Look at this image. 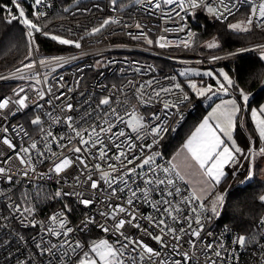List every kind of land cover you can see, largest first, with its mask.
<instances>
[{
  "label": "built area",
  "instance_id": "2783aa9c",
  "mask_svg": "<svg viewBox=\"0 0 264 264\" xmlns=\"http://www.w3.org/2000/svg\"><path fill=\"white\" fill-rule=\"evenodd\" d=\"M212 2L214 5L216 4V0H212ZM253 2L258 4L260 0H253ZM65 8L69 10L65 12ZM238 8V11L233 10L234 15L245 9H247V14L249 12L248 4L243 0H240ZM38 10L46 13L40 23L47 25L46 31L50 33V36L58 35L62 38L78 40L81 46L76 48L74 45L59 43L67 50L33 51L31 57H27L10 68L0 70V98L11 97L15 100L18 98L15 93L19 92L21 88L24 89V92L20 95L26 94L29 97L25 108L10 104L8 109L0 110V117H3L0 118V140L5 136L9 138L16 145L15 151H19L21 145L28 146L33 140H36L40 149L43 150L44 140L42 137L46 136L48 131L57 137L70 135L65 120L69 115L74 118L75 122L82 123L81 118L86 117L87 113H91L89 122H92L98 116H103L105 113L110 114L112 109H116L127 121L130 116L125 115V112L131 113L133 106L136 107L137 114L145 118L146 126L160 122L151 121L152 113L159 115L161 121H166L169 130L164 134L160 142L161 145L169 134L176 133L183 126L197 107L193 93L180 76L176 66L210 65L243 53L260 52L261 49L258 46L264 45V40H262L209 54L185 53V49L194 45L199 28L204 25L200 13L201 10H206L203 7L191 9L185 5L182 10L178 4H162L161 8L157 9L155 4L149 3L148 0H139V2L137 0H116V5H113L111 0H104V2L96 0L89 5L65 6L62 5L61 0H44V3L38 6ZM107 17L116 18L121 23L109 25L96 35L87 34L92 27L98 26ZM230 17L232 16H229L228 19ZM137 22L144 26L143 31L148 33L149 39L155 41L159 36H165L172 43L167 47L160 48L155 43L148 45L143 39H133L128 33L138 34L139 30L135 28ZM18 23L24 27L26 32L28 31L25 25L19 21ZM124 24H131L132 27L125 28ZM182 25H186V27L183 32H180L178 29ZM251 27L264 29L257 27L255 23ZM164 28L173 29V31L165 32ZM189 30L196 35L193 37L190 47L185 48L182 41L188 38ZM229 53H237V55L230 56ZM213 56H218L220 59L212 60ZM41 59L46 63L39 64ZM32 61H36L35 67H24L25 64ZM164 62L173 64L174 68H167L163 64ZM170 77H175V80L168 79ZM37 79L41 81L39 84L36 83ZM150 80L153 81L152 88L156 90H159L160 87H169L180 83L189 93L190 100L180 104L178 111L171 109L170 114L166 116L165 110H163V100L176 101L179 92L176 89H173L175 95L161 92L159 98H154L148 104H142L137 99L136 90L141 83ZM49 88L51 93L47 91ZM152 88L144 90L146 100L147 94L152 93ZM36 89L45 92L44 99L39 98ZM57 96H60L59 100L56 99ZM106 97L110 99V104L100 105L99 101ZM49 100L51 103L47 102ZM68 103L73 105L71 112L62 110ZM37 115L41 117L42 121L39 126L30 123ZM57 118L59 123L55 122ZM108 118L117 123L115 117L109 115ZM21 127L23 131H21ZM5 128L8 129L7 132L4 131ZM41 128L44 129V132L40 131ZM118 128H125L126 133L132 137L136 135L124 124H118V127L113 131H117ZM24 131L28 133V136H24ZM151 139V136L147 135L143 142L150 143ZM136 143L140 144L142 141H136ZM159 147L153 150L159 151ZM257 147L259 149L264 145L258 143ZM15 151L0 142V167L8 170L5 174L0 175V217H8L7 220H0V264H18V261L25 260H28L29 264H49L50 259L54 260V264H60L56 258H51L47 254L40 255L32 239L35 236L36 241L39 242L43 236L45 242L47 240L57 242V238L44 235L39 227L20 225L18 216L16 219H12L14 212L9 205L18 204L22 207H31L34 209L33 214L37 221H47L48 216L60 211L65 203H69L73 208L68 217L71 222L70 226H77L85 215L96 216L97 219L102 220L98 213L107 210L106 203L103 202L107 197V185L101 182V189L98 192H93L86 186L77 183V176L81 181L85 177L75 169L70 168L59 176L49 173L55 158L51 157L49 153L47 158H42L43 162H41L37 159L35 151L32 153V159L36 172L29 171V175L24 176L23 171L30 166L20 165L16 159ZM52 151L59 153L60 149L53 144ZM147 151L148 149H145V152ZM66 154L70 155V153ZM8 157H12V159L8 163H4ZM169 161L171 158L165 156L162 160H158L161 164H167ZM94 162L89 160V164ZM103 166L106 167V165ZM42 173L49 175L42 177ZM9 175L12 177L11 182L7 179ZM94 178L98 179V177ZM176 186L180 187L181 192L185 195H189L192 191L184 178L177 177ZM61 190L83 192L85 197L91 196L95 203L85 208L79 204V199L75 195L56 197L55 193ZM180 199L181 197H176V200ZM112 202L121 203L122 200L114 199ZM138 207L144 215H156L147 204L140 203ZM183 207L186 211L188 210L187 206ZM142 223H146V221H142ZM169 223L172 222L169 221ZM202 223L204 228L199 239L190 236L184 238L185 240L193 239L195 248H189L186 243L181 242L183 247L180 251H189V254L194 256V260L190 261V264H210V259L215 260L217 264H262L261 257H264V252L252 239L245 235L249 239L244 247L232 243L239 235H243L238 229L227 224L220 225L208 211L203 213ZM174 226L178 229L181 226L187 229L186 223ZM195 227L196 225L193 223V228ZM132 231L135 232V230ZM18 234L24 237L23 241L18 239ZM136 235L139 236L140 233L137 232ZM77 238L86 244H91L92 241L98 239H108L110 242L115 240L111 234H105L99 228L91 225L89 230L75 232L70 237L71 240ZM262 238H264V227L258 223L255 241L264 245ZM145 241L153 248H159L154 241L147 238ZM208 243L214 245L211 252L206 249ZM220 244H223V249L219 247ZM233 250H235V258H231ZM162 251L165 252L163 258L169 262L180 258L170 250ZM215 251H221L222 256L228 258L223 260L217 258L214 255ZM61 253L62 250L58 252V255ZM67 264H71V259H67Z\"/></svg>",
  "mask_w": 264,
  "mask_h": 264
},
{
  "label": "snow or ice",
  "instance_id": "6c2138e0",
  "mask_svg": "<svg viewBox=\"0 0 264 264\" xmlns=\"http://www.w3.org/2000/svg\"><path fill=\"white\" fill-rule=\"evenodd\" d=\"M25 0H10L9 4L0 3V11L6 13L4 19L7 23L12 21H19L28 29V57H31L33 51H38V44L36 42V33L48 37L50 33L46 31L47 25L41 24V18L46 13L40 12L38 6L44 3V0H34V3L29 5L32 9L31 13L26 11L24 6ZM139 2V0H137ZM149 3H154L157 9L161 5L178 4L183 10L185 5L188 8L196 9L203 7L208 13L212 14L217 20H227L229 16L234 15V9L239 10L238 6L240 0H216L214 5L212 0H148ZM249 6V12L245 20H239L235 23L227 24V27L233 31H249L251 26L255 23L257 27L264 28V0L254 3L253 0H243ZM113 5H116V0H111ZM69 9L65 8L67 12ZM183 19V18H182ZM121 21L107 17L91 28L88 35H96L101 33L109 25L120 24ZM123 27L131 28V24H124ZM143 25L137 22L135 28L139 30L138 34L133 35L131 32L128 35L133 39H143L148 45L155 43L158 47L164 48L169 46L170 41L165 36H159L155 41L148 38V33L143 31ZM186 25H182L178 31L183 32ZM163 31L170 32L173 29L164 28ZM196 34L188 31L187 39L182 41L185 48L190 47L193 37ZM50 38L58 41L64 45H74L79 48L80 42L65 39L58 35H51ZM205 47L213 49L218 47L215 39L206 42ZM261 49V58H264V45L258 46ZM230 56L237 55V53H229ZM220 57L213 56L212 60H218ZM46 61L41 59L39 64L43 65ZM36 66V61L25 64L26 68H33ZM19 71V69H18ZM180 75H186V72H181ZM199 75V73H196ZM204 76L212 77L216 81L217 88L214 91L213 85L201 84L197 85L195 82L189 81L187 87L191 92L197 96H204L208 93L216 95L217 93L227 94L229 88L235 87V82L223 70L219 71V76L223 78L221 81L212 71H206ZM168 79L175 80V77ZM41 81L37 79L36 83ZM153 81H146L141 83L136 90L137 99L142 104H148L154 98H159L161 92L173 94V89L178 90L179 95L176 101L163 100V110L166 116L170 114L171 109H179L180 104L184 101H189L190 96L180 83H175L169 87H160L159 90L152 88ZM146 88H152V93L147 94V100L144 98ZM36 94L40 99H44L45 92L36 89ZM51 93V89L47 90ZM240 98L244 101V106L247 105L249 96L240 89ZM24 89L21 88L15 95L18 97L13 100L11 97L0 98V110L8 109L10 104L18 105L20 108H25L29 97L20 95ZM57 100L60 96L56 97ZM51 103V100L47 101ZM159 102V101H158ZM100 105H109L110 99L104 98L99 101ZM68 112L73 111V105L68 103L64 109ZM242 111V106L237 103L235 99L222 101L212 113L206 116L195 131L187 138L182 145V151L186 152L191 161L203 172L208 178L212 188L218 186L221 181L227 176L226 167L234 169L232 175L235 176L243 167L242 160L251 161L255 155V142L249 137V147L247 150L240 147L233 138V131L237 125V116ZM14 114V113H12ZM50 115V114H49ZM109 115L115 117L117 123L108 118ZM130 119L125 121L124 116H121L116 109H112L111 113H105L103 116H98L95 121L91 120V113H87L86 117H82V123L74 121L72 116L65 118L67 128L70 130V135L54 136L51 131L42 137L44 140L43 150L38 146V142L33 140L28 146L21 145L19 151L16 150V145L7 138L3 137L0 142L7 148L15 151L16 159L20 165L30 166L23 171L24 176L29 175V171L35 173L36 169L33 166L32 153L35 151L38 160L43 162L42 158H47L50 153L54 157L49 173H55L59 176L72 168L77 170L85 179L79 180L76 177L77 183L81 186H86L93 192H98L103 182L107 185V197L103 201L106 203L107 210L100 211L98 216L102 218L99 220L96 216L85 215L77 226H70L69 214L73 208L69 203H65L60 211H57L47 217V221H37L35 218L34 209L31 207H22L18 204H11L9 207L13 210L14 215L12 219L19 217V224L25 227H39L41 233L46 236L57 238V242L52 240H45L43 236L39 242L34 236L33 243L40 255L47 254L51 258L59 260L60 264H67V259H71V264H190L194 260V256L189 254V251H180L183 243H186L189 248H195V241L193 239L185 240L186 236L195 237L199 239L204 225L202 223L203 213L211 211L213 214L217 213V205L222 204L224 195L218 192H213L201 189L198 194L196 190H192L189 195L181 192L180 187L176 186V178L183 179L179 166L172 161L167 164H161L158 160L163 159V153L154 151L158 148L164 134L169 130L166 121H161V117L156 113L151 114V121H160L159 123H152L146 126L144 117L137 114L136 107L133 106L132 112H125ZM3 118V117H0ZM251 119L255 121L256 131L260 141H264V107L259 110H251ZM55 122L59 123L57 118ZM30 123L32 125H41V117L35 116ZM118 124H124L127 128L135 133L132 137L126 133L125 128H118ZM105 125H107L105 127ZM8 131L7 128L4 129ZM21 131H23L21 127ZM44 132V129H40ZM151 136L150 143H144L147 135ZM24 136L28 133L24 131ZM66 141V142H64ZM136 141H142L137 144ZM60 149L59 153L52 151V145ZM115 149V152H113ZM145 149H148L145 152ZM259 152L264 154V147L259 148ZM70 153V155L66 154ZM179 155V153H177ZM27 157V158H26ZM12 157H8L4 163H8ZM89 160L95 161L89 164ZM103 165H106L104 167ZM77 166H79L77 168ZM8 170L0 167V175L5 174ZM48 173H42L41 176H48ZM252 169L248 170L246 179H251ZM94 177H98L94 178ZM11 182L12 177H7ZM123 185V187H121ZM123 194V195H121ZM79 199V204L85 208L90 207L95 203L91 197H85L80 191H57L56 197L73 196ZM126 196V199L124 197ZM181 197L176 200V197ZM99 199V197H96ZM122 200L121 203H114L113 200ZM210 200V208L205 204V200ZM261 201H264V196H260ZM147 204L156 215H144L138 204ZM198 205V206H195ZM187 206L188 210H185ZM31 217V219H29ZM8 217H0V220H7ZM146 221V223H142ZM171 221L172 223H169ZM27 222V223H26ZM187 224V229L181 226L179 229L175 224ZM193 223L196 227L193 228ZM261 227H264V217L259 221ZM99 228L105 234H111L115 237L114 241L108 239H98L91 242V244L82 243L79 238L71 240L70 237L75 232H84L89 230V226ZM132 230H135L132 231ZM140 233L139 236L136 233ZM211 235V233H209ZM63 237V239H61ZM145 238L150 239L159 246L153 248L146 243ZM18 239L24 240L22 235L18 234ZM245 235H239L233 244L244 247L248 243ZM252 241L261 248L264 252V245L255 241V236L251 237ZM264 239V238H262ZM183 241V243H181ZM219 247L223 249V244ZM214 245L208 243L206 245L207 251H213ZM62 253L58 255V252ZM162 250H170L174 255L179 256V259H173L171 262L164 259L165 252ZM214 255L220 259H227L223 257L221 251H215ZM74 257V259H72ZM67 258V259H66ZM231 258H235V250ZM262 264H264V257H261ZM18 264H29L28 260L18 261ZM49 264H54V260L50 259ZM210 264H217L215 260L210 259Z\"/></svg>",
  "mask_w": 264,
  "mask_h": 264
},
{
  "label": "trees",
  "instance_id": "16d2710c",
  "mask_svg": "<svg viewBox=\"0 0 264 264\" xmlns=\"http://www.w3.org/2000/svg\"><path fill=\"white\" fill-rule=\"evenodd\" d=\"M94 1L96 0H82L80 2H77V0H61V3L65 6L89 5ZM97 1L104 2V0ZM9 2L10 0H0V3L4 4H9ZM32 3H34V0H25L24 2L25 9L29 13L32 10L29 5ZM200 13L204 25L199 28L194 45L184 50L187 54H209L264 40V29L251 27L249 31H233L227 27V24L233 20L239 18L245 20L247 9L238 12L225 21L215 19L206 10H201ZM5 15L6 13L0 11V70L10 68L28 57L26 30L18 21L7 23L4 19ZM35 36L40 52L67 50L59 42L52 40L50 36L45 37L39 33ZM213 39L217 42L218 47L209 49L204 46L206 42ZM163 64L167 68H174L173 64L169 62ZM213 64L224 66L235 82V87L231 90L242 106V111L237 116V125L234 132L237 143L247 150L249 137H251L255 142V146H257L259 138L257 137L255 124L251 119L249 108L244 107L239 90L243 89L248 94L249 106L252 103L259 104L264 100V59L261 58L259 51H253L216 61L210 65ZM228 96H232L231 93ZM193 99L197 102L196 109L176 133L169 134L161 143L159 151L163 153V156L171 158L174 155L213 103V101L206 103L195 93H193ZM247 163L248 160H242L243 167L235 176L232 175L234 169L226 167L227 176L213 190V192H224L223 204L216 214L211 211L208 212L220 225H230L251 239L253 235L255 238L257 237V224L264 217V201L259 199L264 194V179L256 175L249 182L242 184L243 174L247 171Z\"/></svg>",
  "mask_w": 264,
  "mask_h": 264
},
{
  "label": "rangeland",
  "instance_id": "374dc122",
  "mask_svg": "<svg viewBox=\"0 0 264 264\" xmlns=\"http://www.w3.org/2000/svg\"><path fill=\"white\" fill-rule=\"evenodd\" d=\"M80 1H82V0H77V2H80ZM239 20H244V19L239 18L237 20H233L231 23H235V22H237ZM65 39H68V38H65ZM259 54L261 56V51L259 52ZM262 59H264V58H262ZM176 69L179 72V74L181 72H186V75H183V76L180 75L182 77V79L184 80V82H186V83H189V81H191V82L197 83V85L199 86V85H201V84H198L199 81L201 82L202 80L209 79L211 81L210 84L213 85V90L214 91L217 88L215 79H213L212 77L204 76L203 75L204 72H206V71H212L214 73V75L217 76V78H219L221 81H223V78L218 75L219 74V71L220 70H223L231 78V76L228 73V71L226 70V68L224 66H219L217 64L206 65V66H200V65H178V66H176ZM196 73H199V75H196ZM230 93H231L232 96H230V97L227 96ZM217 96H220L222 100L223 99H230V100L231 99H235L237 101V103L240 104L239 103V100L236 98L235 94L232 93L231 88H229V91H228L227 94L217 93L216 95H212L211 93H208V94H206V95L203 96L205 98L203 100L206 103H209L211 100H213ZM217 102H216V107L218 105H220L222 101L219 102V103H217ZM244 107L249 108V113H250V116H251V110L252 109L259 110L261 107H264V100L261 103H259V104L252 103L250 106L248 105V102H247V105L244 106ZM254 124H255V121H254ZM255 128H256V126H255ZM235 129H234V132H235ZM257 134H258V132H257ZM233 138L235 139V136ZM259 143L264 145V141H259ZM255 149L256 150H255L254 157L252 158L251 161H248V163H247V167H246L247 171L243 174L244 175V179L242 180V184H245V183L249 182L250 180H252L253 178H255L256 175L259 176L260 178L264 179V155L259 152V149H258L257 146H255ZM250 167L252 169L251 179H246V177L248 176V170H249ZM257 167H259V169H257ZM218 193H221V194L224 195V192L223 191H220ZM263 196H264V194H263ZM205 204H207L209 206V208H210V206H211L210 205V200L206 201ZM222 204H218L217 205V212L220 210Z\"/></svg>",
  "mask_w": 264,
  "mask_h": 264
},
{
  "label": "crops",
  "instance_id": "0c3cea01",
  "mask_svg": "<svg viewBox=\"0 0 264 264\" xmlns=\"http://www.w3.org/2000/svg\"><path fill=\"white\" fill-rule=\"evenodd\" d=\"M210 83H211V81L209 79H205V80H202L201 82L200 81L198 82V84H210ZM187 85H188V83H187ZM198 97H200L201 99H205L203 96H198ZM217 97H219V98L216 101H213ZM217 97H215L213 100H211V101H213V103H212L210 109L208 110L206 115L198 122V124L194 127V129L189 133L187 138L195 131V129L199 126V124L203 121V119L206 116H208L210 113H212L213 109L216 108V102L217 101H218L217 103H219L221 101L230 100V99H223L222 100L220 96H217ZM233 137H234V131H233ZM257 137H258V134H257ZM187 138H186V140H187ZM259 141L260 140L258 139V143H259ZM182 145L177 149V151L171 157V161H172L173 157H175L174 162L179 166V171L181 172V175L186 180V182L189 184V186L192 190H196L198 194L200 193L201 189L213 191L215 189V187L214 188L211 187L210 182L208 181V178L203 174V172L198 168V166H196L194 164V162L191 161L190 156L186 152L182 151ZM177 153H179V155H177ZM225 171H226V169H225Z\"/></svg>",
  "mask_w": 264,
  "mask_h": 264
}]
</instances>
